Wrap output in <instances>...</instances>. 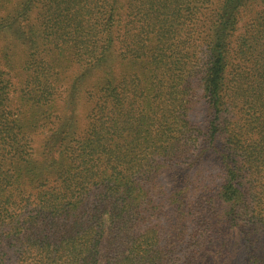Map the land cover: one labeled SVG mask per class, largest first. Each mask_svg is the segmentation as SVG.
I'll return each instance as SVG.
<instances>
[{
  "label": "trees",
  "instance_id": "1",
  "mask_svg": "<svg viewBox=\"0 0 264 264\" xmlns=\"http://www.w3.org/2000/svg\"><path fill=\"white\" fill-rule=\"evenodd\" d=\"M0 5V264H264V0Z\"/></svg>",
  "mask_w": 264,
  "mask_h": 264
},
{
  "label": "rangeland",
  "instance_id": "2",
  "mask_svg": "<svg viewBox=\"0 0 264 264\" xmlns=\"http://www.w3.org/2000/svg\"><path fill=\"white\" fill-rule=\"evenodd\" d=\"M1 6V5H0ZM208 6H209V4H208V2H203L202 4H200V8H201V11H200V15H197L198 17V20L199 21H201L202 19H203V17H204V15L206 14V12H207V9H208ZM1 14H3L2 13V8H0V15ZM79 112H80V114L82 113V105H81V109H79Z\"/></svg>",
  "mask_w": 264,
  "mask_h": 264
}]
</instances>
